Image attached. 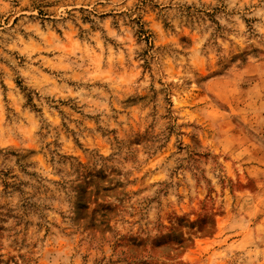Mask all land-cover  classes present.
I'll return each instance as SVG.
<instances>
[{
  "label": "rangeland",
  "instance_id": "obj_1",
  "mask_svg": "<svg viewBox=\"0 0 264 264\" xmlns=\"http://www.w3.org/2000/svg\"><path fill=\"white\" fill-rule=\"evenodd\" d=\"M0 264H264V0H0Z\"/></svg>",
  "mask_w": 264,
  "mask_h": 264
}]
</instances>
